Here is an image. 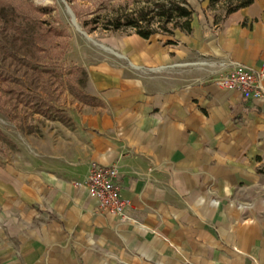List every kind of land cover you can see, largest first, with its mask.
Segmentation results:
<instances>
[{
  "label": "crops",
  "instance_id": "obj_1",
  "mask_svg": "<svg viewBox=\"0 0 264 264\" xmlns=\"http://www.w3.org/2000/svg\"><path fill=\"white\" fill-rule=\"evenodd\" d=\"M191 29L85 54L95 103L0 163L1 264H264V96L214 82L264 67V0ZM91 165L118 167L124 217L88 195Z\"/></svg>",
  "mask_w": 264,
  "mask_h": 264
},
{
  "label": "rangeland",
  "instance_id": "obj_2",
  "mask_svg": "<svg viewBox=\"0 0 264 264\" xmlns=\"http://www.w3.org/2000/svg\"><path fill=\"white\" fill-rule=\"evenodd\" d=\"M158 1L167 0H24L23 6L30 5L38 9L36 14L44 21L45 27L57 32L52 35L53 47L46 46L48 52L36 54L37 58L31 62L46 71L40 81L43 86L39 88L43 89L39 92L43 99L65 113L70 106L80 103L62 82L73 77L74 69L82 68L81 62L85 54L101 48V40L110 32L104 30L106 23L123 13L139 10ZM238 1H220L211 7L208 6V0H188V4L195 11V19L209 17L220 23L227 9ZM122 32L125 34L131 31ZM5 91L6 86L0 83V132L5 136L4 139L0 135V163L12 162L18 154L19 138L26 134H38L46 121L38 115H30L21 106L15 107L6 98ZM9 143H13L12 146ZM260 172L264 179V166L260 168ZM262 197L264 198V189Z\"/></svg>",
  "mask_w": 264,
  "mask_h": 264
},
{
  "label": "trees",
  "instance_id": "obj_3",
  "mask_svg": "<svg viewBox=\"0 0 264 264\" xmlns=\"http://www.w3.org/2000/svg\"><path fill=\"white\" fill-rule=\"evenodd\" d=\"M220 1L225 0H208V6H214ZM253 2L254 0H239L227 9L221 21L230 14L249 7ZM23 3L24 0H0V83L6 86L5 96L15 107L21 106L30 115L67 125L69 118L66 113L49 104L39 94L43 90H39L43 86L40 81L46 71L31 63L36 54L48 52L46 46L53 47L52 35L57 32L45 27L44 21L36 14L38 9L30 5L23 6ZM194 16L195 11L189 6L188 0L158 1L115 17L106 23L104 30H130L144 40L157 34L170 37L176 30L191 33ZM214 22L216 23L215 20ZM73 73V77L62 84H65L67 91L78 102L93 105L96 99L85 93L88 81L85 70L76 68ZM0 135L5 139L1 132ZM9 144L12 146L13 143Z\"/></svg>",
  "mask_w": 264,
  "mask_h": 264
},
{
  "label": "built area",
  "instance_id": "obj_4",
  "mask_svg": "<svg viewBox=\"0 0 264 264\" xmlns=\"http://www.w3.org/2000/svg\"><path fill=\"white\" fill-rule=\"evenodd\" d=\"M223 66L228 72L215 79L218 87L257 97L264 96V67L253 69L233 61L224 63ZM74 185L82 186L79 182ZM84 185L88 195L99 202L101 209L124 217L129 202L121 197L120 174L116 165H91Z\"/></svg>",
  "mask_w": 264,
  "mask_h": 264
},
{
  "label": "water",
  "instance_id": "obj_5",
  "mask_svg": "<svg viewBox=\"0 0 264 264\" xmlns=\"http://www.w3.org/2000/svg\"><path fill=\"white\" fill-rule=\"evenodd\" d=\"M72 20H73V22H74V18L72 17Z\"/></svg>",
  "mask_w": 264,
  "mask_h": 264
},
{
  "label": "bare ground",
  "instance_id": "obj_6",
  "mask_svg": "<svg viewBox=\"0 0 264 264\" xmlns=\"http://www.w3.org/2000/svg\"><path fill=\"white\" fill-rule=\"evenodd\" d=\"M73 25H74V23H73ZM74 26H76V25H74ZM77 29V28H76Z\"/></svg>",
  "mask_w": 264,
  "mask_h": 264
}]
</instances>
